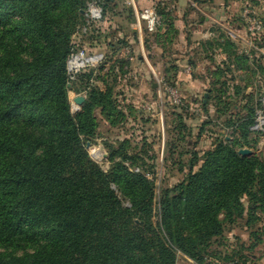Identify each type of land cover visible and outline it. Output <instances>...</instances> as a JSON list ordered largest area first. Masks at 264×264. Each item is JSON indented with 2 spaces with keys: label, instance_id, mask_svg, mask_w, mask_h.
<instances>
[{
  "label": "trees",
  "instance_id": "trees-1",
  "mask_svg": "<svg viewBox=\"0 0 264 264\" xmlns=\"http://www.w3.org/2000/svg\"><path fill=\"white\" fill-rule=\"evenodd\" d=\"M91 1L0 0V264H177L179 254L195 264H248L245 252L264 242V156L239 154L257 143L251 130L256 109L247 105L246 114L239 111L229 101L227 81L220 79L239 73L235 95L246 97L256 75L257 60H251L256 52L240 53L219 30L201 45L205 53L221 50L227 56L210 72L209 93L233 135L217 138L201 155L197 142L188 139L193 132L183 115L172 128L166 123L165 155L181 150L180 157L190 158L181 167L188 169L185 178L158 194L146 176L158 167L147 145L109 140L108 170L86 148L100 135L98 110L112 127L125 120L115 88L131 66L118 55L130 45L126 37L111 40L96 27L82 31L89 27ZM101 1L106 17L113 2ZM193 1L203 6L215 0ZM156 10L163 29L154 42L162 48L177 30L170 13ZM132 14L127 10L128 19ZM77 36L106 45L112 64L107 69V60L95 73L76 76L71 87L88 93L74 116L67 60L77 51ZM150 38L144 34L148 51ZM93 78L105 89L90 86ZM203 108L208 113V103ZM239 227L250 231L249 246L237 238L234 244L226 241Z\"/></svg>",
  "mask_w": 264,
  "mask_h": 264
},
{
  "label": "rangeland",
  "instance_id": "rangeland-1",
  "mask_svg": "<svg viewBox=\"0 0 264 264\" xmlns=\"http://www.w3.org/2000/svg\"><path fill=\"white\" fill-rule=\"evenodd\" d=\"M249 5L254 6L259 10L264 27V0H216L211 6L207 8L203 7L201 11L198 10L196 12V20L199 21L200 17L208 15L213 18L212 22L216 23L215 29H218L220 26L219 23H221V25H223L221 27L227 26L233 30L239 31L237 26L242 23L240 17L241 12ZM106 17L104 16L102 20L88 25L89 27L86 31H84L85 27H83L82 31L87 33L88 30L94 29L96 24L101 23ZM214 23L212 25H215ZM222 31L227 34V31ZM243 35H245V33ZM149 36L152 37V41L154 42L155 34H149ZM228 37L237 45L240 53H243V45L231 36L228 35ZM193 39L194 37L191 38L192 43L194 42ZM74 44L77 51L84 49L90 56L98 54L103 55V59L98 65L87 67L79 74L91 71H94L95 73L96 70L98 71L103 65H105L107 60L109 61L106 63L107 69L111 66L112 60L110 56L108 58L106 56L110 53V49L106 45H98L97 42H93L92 40L82 42V37L80 36L74 38ZM258 46L262 51H255L256 54L251 58V60L254 58L257 60V65L254 67L256 75L250 79L251 82L246 90V97L243 95L237 97L235 95L234 87L235 85H238L236 78L239 73L235 72L233 74H229L227 77L221 78L220 81H227V86L229 88L227 95L233 97L230 98L229 101L236 104L237 107H239V111L246 114L247 109H244L245 106L248 105L255 107L256 112L254 124L251 126V130H253L252 138L256 139L257 143L253 144V147L249 150L253 153L264 156V125L258 126V120L261 117H264V30L258 40ZM152 50L153 49L150 51ZM155 50L156 49H154V51ZM155 53L156 52L152 51L151 57L149 58L153 67L147 65L142 68V71L147 74L149 80L144 81V79L140 76L142 71L138 68L131 69V67L129 69H125L127 71L126 75L120 76L115 92L117 94L118 108L126 115L125 120L119 126L112 127L108 122L103 120L100 110H98L96 114L99 119L100 135L93 143H90V147H88L89 143H87L86 148L92 159L99 163V165H101L105 170H108L110 166V150L106 146V142H109V140L111 142L116 139L128 138L133 140V142L140 147L147 145L146 148L151 149L150 155L156 157L158 167L155 172L146 173V176L155 181L157 193L160 194L161 190L171 188L185 178L188 169L185 168L182 171L181 167L187 165L190 158L189 154H185L183 157H180L181 150L176 152L173 156L165 155V142L168 138L166 123L169 124V128H172L170 125L177 119V115H183L186 118L185 121L187 126H189L193 132V136L188 139H190V143L192 144L197 142L195 149L199 151L201 155L214 148V142L217 138L226 136L230 139L233 134L232 129L226 124V119L224 117L219 118L216 101L211 99L213 95L211 97L209 90L212 88L211 82L213 81L203 84L189 83L186 81L180 83H172L171 81V83H169L162 77V54L157 55ZM118 55H120L122 59L127 60L126 57L128 55L125 51L124 54L123 52H120ZM189 55L190 52L188 53L185 48L181 49L180 56H184V60L186 59L185 64L190 60ZM200 57L201 56L193 57L195 58L194 62L198 65L205 64L204 61H202L203 59ZM136 60L137 59H133L131 62ZM207 60L211 63L209 59ZM215 60L216 61L213 62V64L217 66V63L221 61V56L219 58L217 56ZM155 61H158L159 65L155 66ZM259 66H261L262 69H260ZM186 69L189 71L185 65V71ZM182 70L184 71V68H182ZM203 72L205 74L207 73V70H204ZM76 76L71 78V83L68 86L70 89L69 96L72 106V114L74 116L82 111V106H80V112L77 113L78 107L75 103V98L82 96L86 99L88 93L87 90L79 93L75 90V88L71 87L76 80ZM186 76L189 78V74H186ZM162 80L164 81V84L162 83ZM154 85L156 86L154 87ZM90 86H98L105 89L104 82L102 80L95 81L94 78L91 80ZM166 87H176L179 90L182 97L180 104H173L169 101ZM206 94H208L207 97L205 96ZM204 102L208 103V113L203 108ZM141 111L143 112L142 116H140ZM209 120L212 121V124H209L206 127V131L203 136L200 139H197V135L199 134L201 127ZM98 150L101 151L104 156L100 152H97ZM165 157H169V160L167 161V158L165 159ZM136 171H140V169L137 168ZM261 226L263 227L264 223H262ZM226 236L229 238V240L227 239L226 241H229L230 244V241L233 238H241L242 240L247 241L250 237V231L239 227L232 233H227ZM246 245L249 246L250 242H247ZM254 252H258L260 255H263L264 245ZM177 264L190 263L181 254H179Z\"/></svg>",
  "mask_w": 264,
  "mask_h": 264
},
{
  "label": "crops",
  "instance_id": "crops-1",
  "mask_svg": "<svg viewBox=\"0 0 264 264\" xmlns=\"http://www.w3.org/2000/svg\"><path fill=\"white\" fill-rule=\"evenodd\" d=\"M112 2L114 6L113 11H109L107 17L104 18L105 20L96 24V27L101 30L103 35H108L111 40L121 39L123 37L127 38L126 40L130 45L123 48L121 53L123 52L124 54V51L126 52L127 49L130 50V55H126V59L131 63V69L138 68L142 71L144 66L148 65L153 67L149 59L151 57V52L153 51L156 52L155 54L157 55L162 54V77L165 80L177 83L186 81L197 84L214 81V75L210 72H213L217 70L218 67L223 66V62L227 59V56L225 53L221 52V50H216L214 53H205L201 49V45L208 38L215 37V33H217L215 30L226 31L227 26L221 27L223 25L219 23L220 26L218 29H215L216 23L212 22L213 18L208 15L200 17L199 21L196 20V12L198 10L201 11L203 7L207 8L211 6L213 3L199 6L198 3L193 0H136L138 4L137 7L140 9L154 7L156 9H163L165 13H170L171 17L174 19L175 28L177 30V34L173 42L170 44L163 41L162 48L154 43L151 37V49L153 50L148 51L144 45V34L149 35V33H147L144 24L139 25L136 23L133 8L124 5L121 0H112ZM127 10H131L133 12L132 19H128ZM213 23L215 25H212ZM237 29H239L241 33H245V28L242 26V23L237 26ZM161 32L163 34L165 31L162 30ZM223 33L228 36L225 32ZM193 37L194 42L192 43L191 38ZM163 46H165V48H163ZM182 48H185L188 53L190 52V60L186 62V64L184 56H180ZM154 49L156 50L154 51ZM195 56H201L200 58L203 59L202 61H204L205 64L198 65L195 63V58H193ZM217 56L218 58L221 56V61L217 63L218 65L216 66L213 62L216 61L215 58H217ZM133 59L137 60L131 62ZM207 59H209L211 63H209ZM156 65H159L158 61H155V66ZM185 65L187 68L191 67V70L187 71L186 69L185 71ZM182 68H184V71ZM176 69L177 71H174ZM204 70H207V73L204 74ZM186 74H189V78ZM140 76L144 79V81L149 80V77L144 71H142ZM227 239L229 240V238ZM237 240L240 241V244H247V242H250L249 238L247 241L242 240L241 238H237ZM233 241L234 243L236 242L233 238L230 241L231 244H234ZM227 242L229 243V241ZM262 245H264V242L260 244L256 250H258ZM245 253L249 257L248 264H264V254L260 255L258 252ZM182 256L190 264H195V262L190 260V258L184 255Z\"/></svg>",
  "mask_w": 264,
  "mask_h": 264
},
{
  "label": "built area",
  "instance_id": "built-area-1",
  "mask_svg": "<svg viewBox=\"0 0 264 264\" xmlns=\"http://www.w3.org/2000/svg\"><path fill=\"white\" fill-rule=\"evenodd\" d=\"M124 5L133 8L135 13V21L137 24H144L147 33L156 34L160 31L163 25L162 16L157 12L154 7L140 9L136 0H121ZM86 15L87 25H91L98 22L104 17L103 4L101 0H92L89 4ZM241 20L243 27L245 28V35L240 31L233 30L226 27L227 34L236 41L243 45V52L252 57V51L261 52V48L258 46V40L263 33L264 27L260 17L259 10L254 6H246L241 12ZM87 30L85 27L84 31ZM126 54L130 55V50H126ZM103 59V55L98 54L90 56L84 49H80L71 54L68 61V71L71 78H74L77 74L90 66L98 65ZM191 70V67L188 68ZM164 81L162 80V83ZM164 84V83H163ZM169 101L173 104H180L182 101L181 94L176 87H166ZM259 125H264V117L259 120Z\"/></svg>",
  "mask_w": 264,
  "mask_h": 264
},
{
  "label": "water",
  "instance_id": "water-1",
  "mask_svg": "<svg viewBox=\"0 0 264 264\" xmlns=\"http://www.w3.org/2000/svg\"><path fill=\"white\" fill-rule=\"evenodd\" d=\"M82 12L85 13V11H82ZM155 86H156V85H154V87H155ZM205 96L207 97L208 94H206ZM85 100H86V99H85L84 97H82V96H79V97L75 98V103H76V105H77V107H78V109H77V113L80 112L79 108H80V106L83 105V103L85 102ZM88 147H90V143L88 144ZM239 154H240V155H243V156H246V155H252L253 152H252L251 150H249V149H241V150H239Z\"/></svg>",
  "mask_w": 264,
  "mask_h": 264
}]
</instances>
